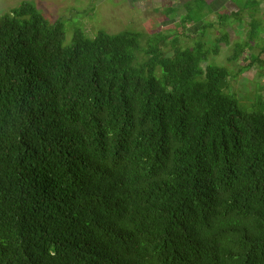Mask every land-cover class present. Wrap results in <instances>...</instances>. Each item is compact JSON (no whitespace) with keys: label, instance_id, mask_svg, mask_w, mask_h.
Wrapping results in <instances>:
<instances>
[{"label":"trees","instance_id":"trees-1","mask_svg":"<svg viewBox=\"0 0 264 264\" xmlns=\"http://www.w3.org/2000/svg\"><path fill=\"white\" fill-rule=\"evenodd\" d=\"M142 37L0 16V264H264V104Z\"/></svg>","mask_w":264,"mask_h":264},{"label":"rangeland","instance_id":"rangeland-1","mask_svg":"<svg viewBox=\"0 0 264 264\" xmlns=\"http://www.w3.org/2000/svg\"><path fill=\"white\" fill-rule=\"evenodd\" d=\"M174 1L190 2V5H185V9L191 7L201 17V22L204 16L207 17V5L198 3V0H0V16L10 13L23 2L32 3L51 23L63 22L67 43L79 29L89 38H94L101 30L112 35L124 31L139 32L143 36L137 54L140 62L149 60L152 55H148V52L156 47L169 57L175 53L176 47L192 48L201 42L209 52L219 47V53L210 54L207 64L229 70L231 77L226 82L225 90L235 94L242 110L251 113L260 109L261 104H264V75L261 74L258 60L253 61L251 69L248 67L255 59V56H244L248 51L246 46L249 40L235 41V35L232 34L230 41L225 38V29L219 26L200 29V24H187L183 27L180 17L175 18L167 12ZM220 15L223 13H218L217 17ZM221 35L225 36L224 39L220 38ZM254 36L256 41L262 43L264 30L258 29ZM241 49L247 51L240 54ZM235 54L237 57L229 60ZM206 65L203 64V67Z\"/></svg>","mask_w":264,"mask_h":264},{"label":"crops","instance_id":"crops-1","mask_svg":"<svg viewBox=\"0 0 264 264\" xmlns=\"http://www.w3.org/2000/svg\"><path fill=\"white\" fill-rule=\"evenodd\" d=\"M203 5H207L206 16L203 17L200 24V29L203 28H213L219 26L225 29L227 33L225 36H220L221 39L227 38L231 41L232 34L235 35V41H248L249 45L248 51L244 56L254 57L253 61L258 60L257 64L260 66L261 74L264 75V36L262 38V43L256 41V36L249 38V30L258 29L264 30V0H204ZM185 5H190V2L178 3L176 1L171 3V7L168 10H175L177 15L175 18L180 17V20L186 15ZM176 6L178 8H176ZM226 12V13H224ZM204 14V12H202ZM218 13H223L217 17ZM190 23L188 25H192ZM249 35V36H248ZM228 43V42H227ZM226 43V44H227ZM242 53V54H243ZM251 53V54H250ZM252 68V67H251ZM250 68V69H251ZM255 70H258L254 68Z\"/></svg>","mask_w":264,"mask_h":264}]
</instances>
